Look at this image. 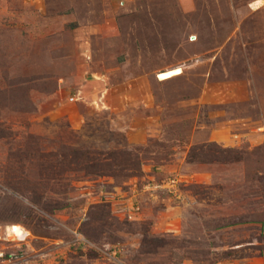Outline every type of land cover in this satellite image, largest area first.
<instances>
[{"label": "rangeland", "instance_id": "obj_1", "mask_svg": "<svg viewBox=\"0 0 264 264\" xmlns=\"http://www.w3.org/2000/svg\"><path fill=\"white\" fill-rule=\"evenodd\" d=\"M251 1L0 0V264H264Z\"/></svg>", "mask_w": 264, "mask_h": 264}, {"label": "built area", "instance_id": "obj_2", "mask_svg": "<svg viewBox=\"0 0 264 264\" xmlns=\"http://www.w3.org/2000/svg\"><path fill=\"white\" fill-rule=\"evenodd\" d=\"M249 6H250V9L257 10L264 6V0H253L249 4ZM179 184H181L180 177L177 175H174V176L169 177L168 180H165L162 184L158 186L159 188L166 190L168 192L176 193L178 191ZM137 209H139V207H137ZM128 217L130 219H133V216L131 215V213L128 214Z\"/></svg>", "mask_w": 264, "mask_h": 264}, {"label": "trees", "instance_id": "obj_3", "mask_svg": "<svg viewBox=\"0 0 264 264\" xmlns=\"http://www.w3.org/2000/svg\"><path fill=\"white\" fill-rule=\"evenodd\" d=\"M4 126H5V124H4V123H2V122H1V120H0V137H2V136H3V135H2L3 133H1V132H3V131H4V129H5V127H4ZM194 148H195V147H194ZM194 148H193V152H192V154L194 153V150H196V148H195V149H194ZM192 154H191V156H192ZM149 244H150V243H149ZM155 246H157V245H154V249L156 248Z\"/></svg>", "mask_w": 264, "mask_h": 264}]
</instances>
